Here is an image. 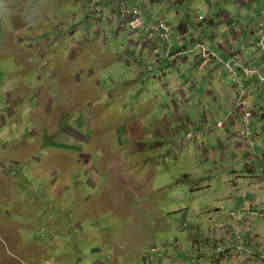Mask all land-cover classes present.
I'll list each match as a JSON object with an SVG mask.
<instances>
[{
    "label": "rangeland",
    "instance_id": "374dc122",
    "mask_svg": "<svg viewBox=\"0 0 264 264\" xmlns=\"http://www.w3.org/2000/svg\"><path fill=\"white\" fill-rule=\"evenodd\" d=\"M89 1L0 0V264H160L188 231L206 232L214 246L213 235L224 231L221 254L225 244L240 248L249 236L253 245L243 251H264V227L260 234L256 228L264 202L253 201L252 185L247 192L232 186L230 173L185 172L181 144L161 140L147 119L139 130L129 128L142 111L138 96L155 88L161 72L152 56L138 84L121 82V70L134 78L126 62L133 57L117 60L119 41L97 39L76 61L95 57L102 46L100 85L74 82L72 50L62 58L73 36L83 45L96 37ZM200 2L191 0V12L181 13L205 22L210 18L194 8ZM111 170L123 178L107 186ZM140 216L153 220L154 241L134 252L146 223ZM240 216L252 229L231 222Z\"/></svg>",
    "mask_w": 264,
    "mask_h": 264
},
{
    "label": "crops",
    "instance_id": "0c3cea01",
    "mask_svg": "<svg viewBox=\"0 0 264 264\" xmlns=\"http://www.w3.org/2000/svg\"><path fill=\"white\" fill-rule=\"evenodd\" d=\"M114 1L102 0L107 7ZM135 1L136 3L130 2L144 11L145 26H150L160 19L167 20L174 28V37L167 50L155 60L154 69L161 71L154 77L158 81L155 88L142 93L143 98L138 96L137 106L142 108V111L139 115H134L138 122L132 120V127L129 128L139 130L147 119V123L161 140L167 139V143L172 147H177L176 143L181 144V149L176 151H181L179 155L186 158L187 166L183 171L199 169L198 172H204L203 175L233 174L232 186L235 189L242 186L248 192V186L252 185L256 189L253 201L264 202V87L258 84L254 76H245L240 71L234 76L225 67V61L231 52L240 51L237 53H243L248 59H257L251 38L260 12L264 10V0H201L200 5L194 4V8L196 14L201 12L210 18L205 22H199L195 16L184 17L181 13L182 9L191 12V0ZM75 17L76 14L73 15L74 20ZM87 22L95 25L96 37L90 41L92 43L83 45L73 36L62 58L67 61L66 54H70L72 50L74 82L84 79L97 87L100 85L99 71L102 65H107L104 59L107 54L103 53V47L98 46L95 57L89 55L87 59L77 60L86 62H77L76 59L78 52L79 55L82 54L85 47L91 48L90 44L94 43L103 45L110 37L119 41L122 47L117 60L126 55L133 57L132 62L129 59H126V62L132 66L134 78H130L128 73L121 70V82L138 84L143 74H146L139 69L146 68L143 62L151 57L150 49L143 42L145 30H119L114 23H97L96 20L90 19ZM215 26L225 28L222 33H214ZM197 43H204L213 53L205 66L201 63L200 49L192 50ZM110 52L112 53V50ZM115 68L117 61L110 67ZM66 73L69 72L65 71ZM116 73L117 71L111 75ZM151 83L149 79L150 86ZM102 90L104 91V88ZM161 93L165 96H161ZM240 95L246 99L247 106L253 112V126L246 135L242 134V115L239 112L228 114ZM123 121L130 122L131 119L126 118ZM219 122H223L221 126L218 125ZM189 134L194 136L189 138ZM180 136H184V139L179 138ZM198 161L200 163H196ZM219 162L223 166H219ZM205 164L213 166L209 169ZM108 173L110 175L107 177V186L123 178V174L114 170ZM234 200L237 199L234 197ZM253 205L255 204H250ZM222 206L218 204V207L214 208L219 218L223 217ZM139 218L140 221L146 220V223L141 226V241L134 245V252L154 241L153 220L142 216ZM242 218L244 217L240 216L231 222L235 226H244L245 223L252 229L253 223L246 218L242 221ZM260 227H264V220L258 221L257 234H260ZM145 228L150 229L146 231ZM181 235V238L177 239L181 246L167 253L160 264H264V251L259 249L254 254L243 251L244 247L253 245V236H249L247 242L240 244V248L225 244V252L221 254L216 247L223 240L224 231L213 235L216 246L206 232L188 231Z\"/></svg>",
    "mask_w": 264,
    "mask_h": 264
},
{
    "label": "built area",
    "instance_id": "2783aa9c",
    "mask_svg": "<svg viewBox=\"0 0 264 264\" xmlns=\"http://www.w3.org/2000/svg\"><path fill=\"white\" fill-rule=\"evenodd\" d=\"M88 7L93 10L92 13H94V19L97 23H114L119 30H145L143 42L150 49L154 63L170 46V41L174 36L173 26L164 19H160L150 26H145L144 11L140 6L133 5L128 0H115L109 10L103 6L101 0H90ZM251 43L259 61L253 57L248 59L243 53H237L240 51L231 52L225 61V67L234 76L238 71L245 76H254L258 84L264 87V10L260 12L258 24L253 30ZM198 48L200 49L202 64L206 65L213 53L203 43L195 44L192 50ZM234 112L242 114V134H249L252 128L250 118L253 112L248 109L247 102L241 95L234 102L230 114ZM221 124L222 122L218 123L219 126Z\"/></svg>",
    "mask_w": 264,
    "mask_h": 264
},
{
    "label": "clouds",
    "instance_id": "9594fccd",
    "mask_svg": "<svg viewBox=\"0 0 264 264\" xmlns=\"http://www.w3.org/2000/svg\"><path fill=\"white\" fill-rule=\"evenodd\" d=\"M101 3L103 4L102 0H101ZM104 5V4H103ZM138 6V5H137ZM157 22V21H156ZM155 23V22H154ZM153 24V23H152ZM174 37V36H173ZM204 44V43H203ZM205 45V44H204ZM206 46V45H205ZM209 49V48H208ZM211 51V50H210ZM212 52V51H211ZM152 56V55H151ZM228 59V58H227ZM208 64V63H207ZM260 85V84H259ZM263 87V86H262ZM245 99V98H244ZM246 100V99H245ZM234 105V104H233ZM233 107V106H232ZM230 114V112H229ZM232 114V113H231ZM242 115V114H241ZM223 123V122H222ZM194 136V135H193ZM198 137V136H197ZM261 256V255H260ZM262 258L264 260V255H262Z\"/></svg>",
    "mask_w": 264,
    "mask_h": 264
},
{
    "label": "bare ground",
    "instance_id": "6f19581e",
    "mask_svg": "<svg viewBox=\"0 0 264 264\" xmlns=\"http://www.w3.org/2000/svg\"><path fill=\"white\" fill-rule=\"evenodd\" d=\"M199 56H200V54H199ZM167 58V57H166ZM174 58V57H173ZM165 61V60H164Z\"/></svg>",
    "mask_w": 264,
    "mask_h": 264
},
{
    "label": "trees",
    "instance_id": "16d2710c",
    "mask_svg": "<svg viewBox=\"0 0 264 264\" xmlns=\"http://www.w3.org/2000/svg\"><path fill=\"white\" fill-rule=\"evenodd\" d=\"M130 2V1H129ZM131 3V2H130ZM132 4V3H131ZM134 5V4H133Z\"/></svg>",
    "mask_w": 264,
    "mask_h": 264
}]
</instances>
